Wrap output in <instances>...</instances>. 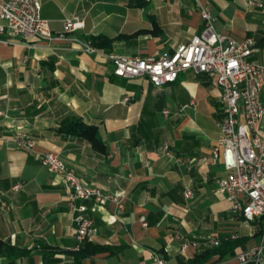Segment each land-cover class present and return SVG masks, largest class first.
<instances>
[{
  "label": "crops",
  "instance_id": "1",
  "mask_svg": "<svg viewBox=\"0 0 264 264\" xmlns=\"http://www.w3.org/2000/svg\"><path fill=\"white\" fill-rule=\"evenodd\" d=\"M37 1L51 41L0 35V199L9 207L0 205V241L20 253L0 254V264H158L156 255L164 264H189L206 250L180 253L179 238L191 236L237 240L233 255L208 262L235 264L237 253L259 243L260 230L216 193L215 181L227 176L222 159L204 160L220 137V89L192 71L160 88L146 79L112 80L108 51L83 50L89 38L103 35L114 40L112 53L171 54L203 30L195 0ZM256 1L259 7L246 0L202 4L219 33L254 38L250 60L262 63L264 0ZM71 17L84 27L63 34ZM72 119L96 128L105 153L63 131ZM22 133L33 139L32 152L16 146ZM163 142L173 159L161 153ZM46 152L59 155L84 184L125 196L120 213L112 203H85L96 233L78 251L71 208L80 203L70 202L62 179L40 165Z\"/></svg>",
  "mask_w": 264,
  "mask_h": 264
},
{
  "label": "built area",
  "instance_id": "2",
  "mask_svg": "<svg viewBox=\"0 0 264 264\" xmlns=\"http://www.w3.org/2000/svg\"><path fill=\"white\" fill-rule=\"evenodd\" d=\"M203 20V30L189 43L177 46L171 54L161 56H129L107 53L112 64V74L124 80L146 79L153 86L160 88L174 83L181 73L192 71L210 78L221 91L223 117L218 123L220 137L211 151L209 158L215 164L222 159L227 172L225 178L215 181L216 193L225 198L231 211L244 221L261 220L260 241L251 248L237 253L235 264H264V103L261 96L264 91V62L251 61L256 41L246 37L240 41L219 33L215 28L216 18L202 0H195ZM252 7H259L256 0H246ZM84 27L77 17L66 19L63 34L73 33ZM0 35L11 39H21L25 43L33 41H51L52 35L47 20L41 16V5L37 0H0ZM62 36V35H61ZM60 36V37H61ZM86 53L97 51L89 42L84 44ZM129 101L128 98L124 99ZM167 115V111H163ZM16 146L32 152L34 141L26 134L15 136ZM161 153L173 159L167 142H163ZM40 165L49 173L59 176L64 185L67 199L79 202L72 206L73 237L78 251L95 236L94 221L87 216L89 208L85 203L97 206L114 204L116 212L124 210L123 193H105L84 184L54 152L39 156ZM20 185L14 187V190ZM186 199L192 197V190H184ZM3 209H8L0 199ZM145 227V218H140ZM178 237V236H177ZM179 238V237H178ZM180 253L189 249L212 248L219 241L212 237L179 238ZM158 264H164L159 256H154ZM212 264H224L215 262Z\"/></svg>",
  "mask_w": 264,
  "mask_h": 264
},
{
  "label": "trees",
  "instance_id": "3",
  "mask_svg": "<svg viewBox=\"0 0 264 264\" xmlns=\"http://www.w3.org/2000/svg\"><path fill=\"white\" fill-rule=\"evenodd\" d=\"M88 42L91 46L97 50H106L110 51L112 49V44L114 40L105 37L103 35H99L96 37L89 38ZM112 80L121 79L112 74ZM63 131L67 133H71L81 137L82 139L89 142L92 147L100 153H105V147L101 142L97 130L95 127L87 126L83 124L79 119H72V121L64 127ZM259 227L261 231V220L256 219L254 222ZM260 233V232H259ZM239 242L237 240L226 239L219 242L217 247H212L206 249L204 252L199 253L194 257V259L189 264H208V262L215 256H219V258H223L226 255H233L235 248L238 246ZM0 254H7L12 256H19L20 253H17L12 248L5 246L0 241Z\"/></svg>",
  "mask_w": 264,
  "mask_h": 264
}]
</instances>
